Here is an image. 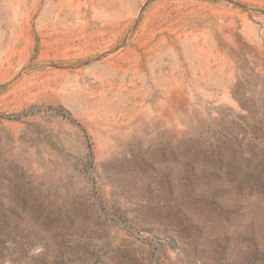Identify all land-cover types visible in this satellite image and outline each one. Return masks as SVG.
<instances>
[{"label":"rangeland","instance_id":"1","mask_svg":"<svg viewBox=\"0 0 264 264\" xmlns=\"http://www.w3.org/2000/svg\"><path fill=\"white\" fill-rule=\"evenodd\" d=\"M127 1L0 0V264H264V0ZM242 19L263 51H253L250 66L233 56L226 37L217 43L211 36L209 66L215 70L217 59L223 73L207 76L204 63L181 71L184 84L200 82L211 93L204 79H226L224 62L232 63L238 90H228L237 92L241 114L196 94L208 109L197 103L193 123L156 121L117 137L102 117L91 120V108L79 112L86 92L80 75L124 53L145 20L152 28L213 34L231 21L238 31ZM81 29L128 34L118 47L84 59ZM239 43L249 47L242 36ZM122 79L137 87L118 95L128 100L117 107L115 126L146 103L163 119L157 104L165 97L152 90L145 98L144 74ZM173 107L166 111L174 115Z\"/></svg>","mask_w":264,"mask_h":264},{"label":"bare ground","instance_id":"2","mask_svg":"<svg viewBox=\"0 0 264 264\" xmlns=\"http://www.w3.org/2000/svg\"><path fill=\"white\" fill-rule=\"evenodd\" d=\"M128 1H130V3H131V0H128ZM211 1H213V0H211ZM186 2H189V1H186ZM198 2L199 1H197L196 4H198ZM83 4H85V3H83ZM259 4L261 5V3H259ZM159 5H161V4H159ZM137 6H139V5H137ZM121 7H123V6L121 5ZM130 7H132V4H131ZM198 9L200 10V8H198ZM119 10H120V8H119ZM173 10H174V8H173ZM168 11H170V10H168ZM226 11H228V10H226ZM81 12H83V11H81ZM103 14H104V11H103ZM129 16H130V14H129ZM124 17H126V16H124ZM98 19L100 20V18H98ZM247 19H244V20L242 19L243 20L242 26H241V28L238 31H237V26H236L237 25L236 24L237 21L236 22L231 21L227 26H222L218 30L219 33L214 32L213 34H211L210 32H203V31L202 32L200 31L199 33L198 32L197 33H194V32L193 33L192 32H186V31H184V29L183 30H181V29H169V28H167V29H161L160 27H157V28L154 27V28H152V26L149 25L148 21L145 20V22H144L145 26L140 27V29L138 28L139 30H138V32L134 36V37H136V39L133 38L131 41H128L129 42L127 44L128 47L125 48V52L124 53L119 54V55L110 53L108 55V57L103 61V63L105 64V67L103 69L99 70L98 68H96V67L94 68L92 66L93 68L90 71H88L85 76H83V74L80 75L81 83H83L81 85V87H82V89L84 87V89H86V92H84L83 94H81L82 97L80 95L78 96L79 97V112H80V110H82V111L83 110L84 111H88L89 108H91L93 110V112H94V115L92 116L91 120L94 121V122H96V123L97 122L99 123V120L96 119V118L102 117L103 118V121H104V124H103L104 127L105 128L108 127L110 129L111 133L112 134H115L113 136H117V137H119V136H129L132 129H136V130L143 129V130H145L150 125H156V123H154L156 121H158V123H160V124L157 123L158 126H163L165 124H171V123H173V120H176L177 123H184V122H188V123L191 122V123H193L194 121H196L195 119H197V117H198L197 109L195 108V106L198 109H201V107L203 109H208L207 108L208 106L205 103L206 101L203 100V101L198 102V99L195 97L196 94H201L203 97H205V99L211 100L214 103V105L216 106L215 108H218L220 110L228 111L229 114L231 113L232 115H236V116L239 115V114H241L242 111H241V108L239 106V104L241 102H239L238 100H236L237 92L235 90L237 89V87H236V85H234L235 84V76L233 74V66L231 65L232 63H230V62H228V63L227 62H224V63H226L228 65V68L230 67V70H229L228 74L226 75V79H224L223 76H222L223 74H221V73H223V70H222L223 69V64H221V62L219 60L213 59L214 62H215V65H214L215 66V70H211V68H210L211 66H209V63L211 61V58H212L213 53L211 51V49H212L211 48V45H209L208 43H209V40H210L211 36H215V40H216L217 43H220L221 36H223L224 38L226 37L228 39L227 41H230V43L232 44V53H233V56L239 58L240 60H243V62H245V64H247V66L248 65L250 66V63L252 62L251 58H252V55H253V51L254 52L256 50H257V52L260 51V54H263V51L260 50L259 49V46L256 44L257 41H255V40H257V39H255V37L257 35L256 36L254 35V31H253L252 27L250 26L249 21H247ZM138 21H140V20H138ZM210 22H211V20H210ZM173 25H175V24H173ZM254 25H256V24H254ZM99 26H101V25H99ZM176 27H178V25ZM200 27H202V26H200ZM253 28H255V26H253ZM113 31H114V29H113ZM63 32H64V30H63ZM80 33H81V36L79 38V42H80L79 43V58L93 59L94 57H97L98 55H101V54L103 55L104 52H106V51L109 52L111 49H114V48L118 47L119 45H121L122 38L126 37V35L128 34V30L127 29L122 30V31L118 32V34L114 33V35L111 36V37L108 36V32H106L104 30H101V29H99V30H89V29L84 30V29H81L80 30ZM117 35L119 37H115ZM239 36H242V38H244L249 43V47L248 48H247V46H243V44L239 43ZM129 37H130V35H129ZM90 40H91V42H90ZM191 42H192V45L191 46H193V47L192 48H189V45H187V43H191ZM100 45H101V47H98ZM183 46H184V48H183ZM220 48L221 47H219V49ZM252 48H254V50H251ZM221 54H223V51L221 52ZM163 56H167L168 58L163 57ZM217 57H218V55H217ZM161 60H162V62H161ZM34 62H36V61H34ZM85 63L86 62H84V64ZM203 63L205 65V69H203ZM93 64H95V63L93 62ZM187 65L190 66V67L191 66L194 67V65H195V67L197 68V70H202L203 69L204 72H205V74H207V76H208L209 73L214 72V71L215 72H221L220 73V76L218 75L219 77L217 76L215 78H211L210 77L209 79H206V78L204 79L205 81H207V82H204L205 85L207 84L208 86L211 87V91H212L211 93L210 92L206 93V89L204 87H201V86L198 85V84H200V82L197 83L196 85H191V82H190V79H189L188 80V82H189L188 85H186V84L183 83L184 75H182V72L181 71H182V67L183 66H187ZM74 66H76V65H74ZM57 70H58V68H57ZM244 73L245 72H243V74ZM33 74H34V72H33ZM63 74H65V73H63ZM135 74L136 75L144 74L145 77H146V80H145L146 81V84H145L146 87L145 88H147V89H146V93L144 92L146 99L147 98H151V96H152L151 95L152 94L151 91L152 90L159 91L165 97V99H163V100L160 99L161 100L160 104H157V107H158L157 110L158 109H161V111L163 112V119H161V120L160 119H157L156 118V115L157 114L154 115V113H152L151 110H150L151 106L146 103V105H143L144 107L138 108V109L134 110V114H132V116L129 119L131 121H129L127 124H122L120 126H115L114 125V121H113V117H115L114 116L115 115V111H116L117 107H120L122 105V102L128 100V98H124V97L117 98L118 95L123 94L122 91H124V90H130L129 87H131V88H136L137 87L135 84H131L130 86L125 85L124 83L126 82V80L123 83V79L122 78L128 77L129 75L134 76ZM238 74H240V73H238ZM249 74H250V72L247 74L248 80H249L247 84H249V86L251 87L252 84H253V81H255V80H253L252 75L251 74L249 75ZM115 75L116 76H119V78H120L118 83L115 81V78H116ZM201 76H194V77L195 78H200ZM192 78H193V76H192ZM241 78H243V77H241ZM245 78H246V76H245ZM129 80H131V79H129ZM45 81H46V79H45ZM241 81H243V80H241ZM237 82H238V80H237ZM130 83H132V82H130ZM66 84H67V82H66ZM237 84H239V83H237ZM41 85H42V83H41ZM38 86H39L38 88H40V85H38ZM61 87H63V86L61 85ZM79 87H80V84H79ZM229 88L235 89L234 90V93L233 92L230 93V91L228 90ZM65 89H67V88H65ZM217 90L220 91L219 92L220 95L215 96V93L217 92ZM48 91H49V89H48ZM133 91H135V90H133ZM29 92H31V91H29ZM130 94H132V92ZM191 94H193V95H191ZM126 95L127 94H125V96ZM249 101L251 102V100H249ZM140 102L142 103V101H140ZM197 103L200 104L201 107L197 106L198 105ZM125 104H124V106H125ZM133 104H134V102H133ZM170 104H173L174 105V107H173L174 108L173 110L175 111L174 112L175 113L174 115L169 114L168 111H166L168 109V106ZM66 107H68V106H66ZM129 107H131V105ZM162 109H164V111ZM158 111H160V110H158ZM219 112H221V111H219ZM206 114H207V112H206ZM79 116H81V115H79ZM84 122H82V123H84ZM109 122H111V126L109 125L110 127L108 126ZM205 122H206V119H205ZM100 124H102V123H100ZM202 125H204V124H202ZM120 129H121V132H120ZM107 132H109V130ZM171 132H173V131H171ZM219 134H221V133H219ZM107 135H108V133H107ZM97 136H99V139L98 140L101 141V136L99 134H97ZM153 137L154 136H152V138ZM114 142L116 143V141H114ZM107 143H109V142H107ZM100 145H101V143H100ZM97 147H99V146H97ZM112 149H114V148L112 147ZM33 157L35 158L34 155H33ZM37 167H39V166H37Z\"/></svg>","mask_w":264,"mask_h":264}]
</instances>
